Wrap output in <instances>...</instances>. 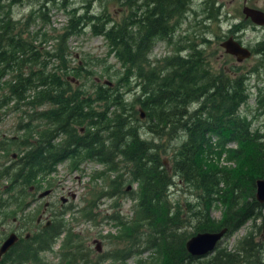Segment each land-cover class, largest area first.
<instances>
[{
	"label": "trees",
	"instance_id": "trees-1",
	"mask_svg": "<svg viewBox=\"0 0 264 264\" xmlns=\"http://www.w3.org/2000/svg\"><path fill=\"white\" fill-rule=\"evenodd\" d=\"M115 1L122 7L117 19L104 7L97 13L89 7L79 13L76 7H68L70 0H56V5L54 0H44L66 16L65 25L57 35L40 32L49 25L42 5L33 11L37 13L34 19L40 23L32 37L38 34L39 44L48 38L56 41L51 49L40 51L31 45L27 54L17 55L20 33H28L22 26L27 28L28 24H23L21 16L11 15V6L17 0H0V112L10 103L11 109L25 116L32 110L28 118L37 120L30 128L28 122L20 120L17 130L33 135L15 137L12 142L18 148L17 153H22L0 171V176L25 189L33 185L31 194H34L41 187L37 177L53 172L55 165L64 159L69 161L68 169L80 161L94 160L103 168L90 174L91 181L104 171L113 175L106 178L109 190H102L103 195L125 193L126 178L135 182L136 187L126 193L135 200L129 221H122L115 212L111 214L119 225L117 234L111 236L123 242V246L98 253V259L91 264H102L105 260L125 264L127 258L143 251H147V256L136 258L134 264H264V239L259 236L264 223V203L254 196L255 180L264 179V131L252 127L254 113L240 114L238 110L248 96L244 80L261 64L237 74L214 69L203 51L206 46L203 39L202 46L187 41L185 57H170L164 59L166 63L159 69L157 62L144 69L140 64L146 63L154 41L170 42L175 24L189 10L191 0ZM217 1L201 0V21L220 19L222 4ZM87 26L93 35L104 39L107 53L120 66L121 73L113 85L95 82L82 66L64 64V46L60 41ZM242 27L241 23H234L228 31ZM15 31L17 39L10 35ZM25 42L30 46L28 39ZM251 50L252 54L260 53L264 63V39L257 41ZM59 55L60 62L47 64V60ZM5 74L7 78L2 81ZM136 77L140 80L136 84L139 93L125 101L119 87L129 86V80ZM88 78L89 83L85 84ZM71 79L81 80L82 86ZM256 90L261 94L255 109L260 116L264 115V87ZM135 104L141 107L143 119H139ZM190 104L195 107L189 109ZM179 138L181 141L166 156L168 165H165L162 155L166 150L157 139L168 143ZM227 142L235 147H226ZM221 154L235 165H218L216 160ZM174 178L189 187L195 196L193 204L185 201L180 206L168 199ZM10 187L6 185L4 191ZM92 203L90 199L88 208H81L87 221L95 217ZM218 206L220 217L215 220L209 211ZM256 219L261 222L255 224ZM247 221H251L250 229L232 249L217 245L205 257L193 256L185 249V241L196 232L226 228L224 236H228ZM64 227L53 219L39 236L32 234L24 247L13 248L6 259L3 256L0 264L40 262L38 254L52 249L59 234L66 232ZM69 230L60 240L61 248H65L60 257L62 264L88 263L92 249L71 244L74 235Z\"/></svg>",
	"mask_w": 264,
	"mask_h": 264
},
{
	"label": "rangeland",
	"instance_id": "rangeland-1",
	"mask_svg": "<svg viewBox=\"0 0 264 264\" xmlns=\"http://www.w3.org/2000/svg\"><path fill=\"white\" fill-rule=\"evenodd\" d=\"M200 2L201 0H191L189 2V10L186 11L183 15V18H180L175 24L176 28L170 38V44L161 40L155 41L150 47V51L146 55V63L140 64V67L145 69L148 68L149 65L153 66V63L155 62H157L155 63L157 66H161L165 63L164 59H169L170 57L177 55L178 51L176 50L179 45L186 46L187 41H196L198 46H202L203 39L205 40L206 44V46L203 48V51L205 56L208 58V62L214 69L222 68L225 71H230L231 73L234 72L237 74L240 71L244 73L250 71L252 67H257L258 64H261V66H258L254 72L249 73L247 75V79L244 80V83L247 82L246 92L248 93V96L246 102L241 104L238 110L240 114L245 113L250 115L254 113L256 118L252 122V127H260L261 130L264 131V115H257L255 110L257 104L256 99L258 95H261L260 93H257L258 91L256 88L264 87V63L262 61L263 56L260 53H251L249 57L238 62L234 59V56L225 53L219 46V43L229 36L234 38V40L238 41L248 49H250L257 41L264 39V26L254 25L248 19H245L240 11L243 4L257 7L264 11V0H218L217 2L222 4L221 17L220 19L218 18V20H211L209 22L200 20ZM54 4L56 5V0H54ZM42 5L46 9V20H48L49 25L42 28L40 32L42 31L45 33V35L53 36L59 34L62 31V27L65 25L66 16L60 11L55 10V7H50V3L45 4L44 0H17V2L11 6V15L14 18L21 16L22 19H24L23 21H25L23 24H28L27 28L22 26L23 29L28 30V33H20L21 35L18 41L19 51L17 55L23 53L27 54V51L31 49V45L35 46V48L41 47L40 49H51L53 46L52 44L56 41V38H48L43 43L39 44V35L37 34L36 37H32V34L35 32L34 29H37V26L40 23L37 18L34 19V15L37 14L33 11L40 9ZM215 5H213V8H215ZM68 7H76L79 9L80 13L84 12L88 7L92 12L97 13L104 7V9H106V11H108L116 19L121 17L122 14V7L119 6L118 2L115 0H70ZM234 23H241L243 27L236 31L233 29L231 32H229V25ZM227 24L229 25L227 26ZM79 31L80 32L77 34L67 36V38L64 39L62 43L60 41V44L64 46L63 57L59 55L56 59L54 58V60L53 58L47 60V64H55V61L60 62L62 59H64L65 65H79L87 69L90 78L95 82L102 84H107L109 82L110 85H113V81L121 73V69L115 58L111 54L107 53L108 48L104 39L101 36L93 35L90 32L88 26L84 29H80ZM12 34H10L12 37H17L16 31ZM26 39H28V41L31 43H29L30 46L27 45V42L25 43ZM21 44L22 47L20 48L19 46ZM6 78L7 75L5 74L2 77V81ZM90 78H88V81L85 84L89 83ZM71 80L74 81L75 85L81 83L80 85L82 86L83 82L81 80ZM83 80L86 81V79ZM139 81V78L136 77V79L129 80V86L121 85L119 87V92L123 93L125 101H129L132 98V95L137 96L139 93V88H137L136 84ZM41 107L43 106H40V108ZM188 107L189 109H192L195 107V105L190 104ZM134 108L136 111L141 113L142 109L139 104H135ZM109 109L111 110L112 107H109ZM139 109H141V111ZM31 111L32 110H29L25 116L11 109L10 103L7 108L1 110L0 171H3L6 165L12 164L14 159L18 158V156H20L22 153H17L18 148L16 144L12 142L16 139L15 137H22L26 134L33 135L32 132L27 133V131H22V129L17 130L20 120L28 122L29 128L34 127V123L37 120L28 118L32 114ZM143 117V114L142 116L139 115V119H143ZM139 131L141 132L143 129L139 128ZM142 136L147 137V135L144 133ZM9 137H11L13 140H9ZM181 139L182 138H179L178 140L176 139L177 141L174 139L172 142L168 143L164 139H157V141L160 142L159 144H162L166 150V153L162 155L165 165H168L166 156L171 153L172 147L175 144H178ZM55 141L56 139L54 142ZM226 147H235V145L232 142H227ZM216 161L220 166L224 165L227 167H233L235 165L233 161L226 159L225 154H221ZM68 163V159H64L62 162L55 165L53 172L37 177V179L39 178L38 185L41 187L35 190L34 194L49 188L51 191L40 202L36 201L37 204L31 206L37 207L38 209L40 208V205L43 201L51 203L50 211L54 214L53 219L59 220L60 223L65 226L64 228H66V232L64 233L63 231L61 234H59V237L52 245L51 250L38 254L40 262L34 263L33 261H27L22 264H62L64 261H61L60 257L64 253L65 248H61L60 240L69 229H71V234L74 235L72 236L74 241L71 244L84 245L85 248L83 246L82 247L85 250L92 249L93 251L92 253L90 251L88 257L89 262L86 264H91L98 259L97 256L99 254L95 252V245L98 246V251L100 253L106 252L110 249V251H112L113 248L118 249V247L120 248L123 246V242H118V240H115L111 236L117 234L119 226L116 222V219L111 218V214L115 212L121 217L122 221H129L132 215L133 204L135 200L126 196V193L127 191L133 190L136 187V183L128 182L126 178L123 184V186H126L125 193L122 192V194L108 197L107 195H103V192L101 191L109 190L107 187L106 178L113 176L110 174V171H104L101 177H98L92 181L90 180V174L93 171L102 170L103 165L101 163L94 160H84L78 162L77 165L72 169H68ZM173 181V185L169 188L168 199L172 202L177 201L180 206H182L185 201H189L193 204L195 201V196H193L192 192L189 190V187L184 185L177 178H174ZM8 184L13 186L12 182L8 178L5 179L0 176V212L5 211L8 208V203L13 201V199L17 196L8 194L9 190L4 191V187ZM47 184H49V186H47ZM70 194L74 195L73 199H70ZM60 196L66 198L67 201L61 204L58 200ZM90 199H93V203L95 204L92 210L95 214L93 221L85 220L81 214V208L85 207L84 210L87 209V202ZM220 211L221 207H213L210 209L209 214L213 219L217 220L220 217ZM23 212L24 214H28L27 210ZM23 212L20 213L22 214ZM1 215L2 214H0V220L5 219ZM33 216L34 215H31L32 218ZM9 218L10 217H6L7 220ZM29 218L30 217H27L26 219L28 227L30 222V220H28ZM260 222V219L255 220V224H259ZM1 223L0 240L2 232H5L7 225L10 224V222L5 221L3 224ZM250 227L251 221H247L235 232L228 236H224L222 240L220 239L221 241L219 245L225 246L227 249H232L236 242L244 235L246 231L250 229ZM188 229L191 230V228ZM106 234H110V237H102ZM262 234L263 232L261 231L259 236L262 237ZM146 256L147 251H143L138 256L127 258L125 260V264H134L136 258H144ZM102 264H115V262L113 263L111 261L105 260Z\"/></svg>",
	"mask_w": 264,
	"mask_h": 264
},
{
	"label": "flooded vegetation",
	"instance_id": "flooded-vegetation-1",
	"mask_svg": "<svg viewBox=\"0 0 264 264\" xmlns=\"http://www.w3.org/2000/svg\"><path fill=\"white\" fill-rule=\"evenodd\" d=\"M250 7H253V6H250ZM254 8H257V7H254ZM184 46L185 45H179V47L176 50L178 51L176 56L185 57L187 55V50L186 48H184ZM40 48H38V50L41 51ZM39 62L40 61H38V64ZM40 64H42V61ZM161 66H156V68L159 69ZM81 130L82 128H80V131ZM33 190H34L33 185H30L27 189H25L23 187H19L17 182H15V184L9 188L8 194L17 195V196L13 199V201H10L8 203V208L5 211L0 212V214H2V216L5 218L3 220H0V223L2 222L1 224H3L5 221L10 222V224L7 225V229L5 230V232L4 231L2 232L0 244L9 234H14L15 240L13 244L9 246L5 250V252H3L0 255V262L3 256L6 259V254L7 256L10 255V251L13 248L24 247L23 245L25 244V241H27L32 234H34L35 236H39L41 234V229L43 227H48L52 222L54 214L50 211L51 203L43 201L40 205V208L37 209V207H31L37 204L36 201L40 202L43 198H45V196H47L50 193L51 189L50 188L46 189L48 190V192L41 197H38V194L43 191H40L34 195H31V193H33ZM26 192L28 193V196H26ZM58 200L60 201L61 204L67 201V199L62 196H60ZM26 202H28L29 204L24 206ZM25 210L28 211V214L27 213L24 214L23 211ZM20 212H23V213L21 214ZM31 215H34L33 218L31 217ZM6 217L7 218L10 217V218L7 220ZM27 217H30L28 219L30 220L29 227L27 226V221H26Z\"/></svg>",
	"mask_w": 264,
	"mask_h": 264
},
{
	"label": "water",
	"instance_id": "water-1",
	"mask_svg": "<svg viewBox=\"0 0 264 264\" xmlns=\"http://www.w3.org/2000/svg\"><path fill=\"white\" fill-rule=\"evenodd\" d=\"M243 17L248 19L251 23L257 26H264V12L258 8L250 7L246 4H243L240 9ZM219 46L223 49V51L227 54L234 56L236 61H241L249 57L250 50L240 44L238 41L234 40L232 37H227L219 43ZM142 116V112L140 113ZM48 190H45L38 194V197L45 195ZM74 195L71 194V197ZM254 196L257 201H264V179L258 178L255 180V189ZM261 230L263 232L262 238L264 239V224L261 226ZM225 229H221L220 231L207 232L201 231L196 232L191 235L185 241V249L187 252L193 256H204L208 253H211L219 238L222 236ZM15 240L14 234H9L0 244V255L5 252V250L13 244ZM98 250V246H96Z\"/></svg>",
	"mask_w": 264,
	"mask_h": 264
},
{
	"label": "bare ground",
	"instance_id": "bare-ground-1",
	"mask_svg": "<svg viewBox=\"0 0 264 264\" xmlns=\"http://www.w3.org/2000/svg\"><path fill=\"white\" fill-rule=\"evenodd\" d=\"M47 1V0H46ZM32 2V1H31ZM50 2V1H49ZM35 3V2H34ZM105 3V2H104ZM43 4V3H42ZM45 6V5H44ZM80 13V12H79ZM37 14V13H36ZM35 16V15H34ZM37 17V16H36ZM87 19V18H86ZM90 19V18H89ZM171 21V20H170ZM140 25V24H139ZM174 28V27H173ZM172 28V29H173ZM176 28V27H175ZM171 29V30H172ZM175 30V29H174ZM75 31H77V30H75ZM173 34V33H172ZM152 37V36H151ZM189 37V36H188ZM145 38V37H144ZM191 38H192V36H191ZM196 38V37H195ZM180 39V38H179ZM189 39V38H188ZM198 39V38H197ZM234 39V38H233ZM181 40V39H180ZM155 42V41H154ZM199 42V41H198ZM26 43V42H25ZM178 43V42H177ZM31 44V43H30ZM170 44V43H169ZM27 47V46H26ZM60 49V48H59ZM65 49H67V48H65ZM179 50V49H178ZM250 50V54H251V52H252V50L251 49H249ZM64 51V50H63ZM176 54V53H175ZM50 55V54H49ZM169 56V55H168ZM250 56V55H249ZM33 58V57H32ZM46 60V59H45ZM50 60V59H49ZM140 61H141V58H140ZM204 62V61H203ZM166 63V62H165ZM162 64V63H161ZM164 66V65H163ZM263 69V68H262ZM159 78V77H158ZM259 80V79H258ZM81 84V83H80ZM253 108V107H252ZM136 128V127H135ZM39 179V178H38ZM45 191V190H44ZM259 202V201H258ZM260 203H264V201L263 202H260ZM2 216V215H1ZM6 216V215H5ZM262 224H264V223H262ZM223 229H225V231H226V228H223ZM220 231V230H219ZM225 231L223 232V234H222V236L219 238V240L217 241V244H216V246L217 245H219L220 244V241L222 240V238L224 237V234H225ZM221 239V240H220ZM215 246V247H216ZM215 249V248H214ZM214 251V250H213ZM212 251V252H213ZM211 252V253H212ZM207 255V254H206ZM205 256V255H204Z\"/></svg>",
	"mask_w": 264,
	"mask_h": 264
}]
</instances>
